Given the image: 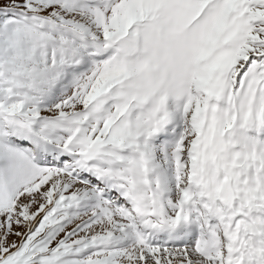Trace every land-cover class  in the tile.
I'll use <instances>...</instances> for the list:
<instances>
[{
    "label": "rangeland",
    "instance_id": "rangeland-1",
    "mask_svg": "<svg viewBox=\"0 0 264 264\" xmlns=\"http://www.w3.org/2000/svg\"><path fill=\"white\" fill-rule=\"evenodd\" d=\"M142 2L0 0V264L143 258L142 247L124 246L131 252L105 263L92 252L100 244H80L90 234L75 227L98 209L83 195L107 205L93 235H109L116 221L138 230L149 256L192 252L175 264H264V0H171L165 34L151 39L136 14ZM143 50L141 68H129ZM140 69H149L141 77L150 95L181 107L147 139L141 186L129 167L135 155L102 147L121 143L118 130L84 140L68 122ZM152 153L164 166L156 179ZM152 180L172 184L180 201L162 221L153 219Z\"/></svg>",
    "mask_w": 264,
    "mask_h": 264
},
{
    "label": "bare ground",
    "instance_id": "bare-ground-1",
    "mask_svg": "<svg viewBox=\"0 0 264 264\" xmlns=\"http://www.w3.org/2000/svg\"><path fill=\"white\" fill-rule=\"evenodd\" d=\"M184 1L186 4L188 1H192V0H184ZM257 4H258V1H256L253 5H257ZM139 7L140 8L136 14L141 18H144L146 16L145 22L149 26L147 27L148 36H149V38L147 39H151L155 37L158 38L164 35L166 32L165 22L169 16V9L171 8V0H143L142 6H139ZM182 10L187 11L186 8H182ZM156 23H159L160 29H155ZM140 43L142 44V42ZM146 58H147V55L145 51L143 50L142 52H140V54L138 53L136 61L132 63L131 66H128V65L127 66L129 68H141V63ZM165 58L166 56L163 54L162 59H165ZM124 63L126 64V62ZM169 63L167 62L166 64H169ZM76 65H78V63ZM168 67L163 69V71L161 72V75H164V71H166ZM148 71L149 69H146L145 71L141 72V69H140V72L135 73L131 80L122 81L114 86H111V88H109L106 92L101 93V94L99 93L94 98H92L90 101H88V104L86 105L84 109L80 110L76 115L73 116V120H68V122L71 124L72 129H74L75 131H77L78 129H81V131L77 132L74 135V137L78 136L79 139H84V140L87 139V136L90 133L100 135L102 134L101 132L102 129L104 130L105 128H107V131H108L106 139H110L113 131L118 130V133L116 134L117 136L115 137L113 141L114 142L121 141V143H119L117 147L109 146L110 144H103L102 147L104 149H109L112 152L113 151L114 152H125L129 159L135 155V159L129 163V167H131V169H134L133 174L135 175V179L140 182V186L145 181V166L143 165V163H140L141 161L140 157H142L144 153L145 147L147 145L146 144L147 139L153 136L152 131L158 128L160 125H162L172 113H175V114L181 113V107L175 105L174 103L166 104L159 97H155L149 94L152 88V85H151L152 82L150 81L143 82L142 77H141L142 75H148ZM105 76L110 77L111 75L107 73ZM82 77L83 78L89 77L88 72H86L85 75H83ZM112 78H114V80H118V79H121V76L118 75L117 77H111L110 79ZM80 80L81 78L78 77L77 81L79 82ZM172 80L175 82L178 80V78L172 79ZM178 86L179 84H176L174 86V89L176 90ZM82 90L83 88H80V90L76 91L75 93H73L71 90V93H72L71 99H74V98L78 99L80 97ZM115 114H117V116H115ZM44 118L45 120H48L46 116ZM104 120H106L105 122L107 123L110 122V123L106 126V124H103L105 123L103 122ZM152 120L154 121V127L151 126ZM94 142L95 141H93V143ZM150 145L151 143L149 144V146ZM138 150H140L139 155H137ZM157 158L158 156L156 153L153 155H150L149 157V160L151 162V168H152V165L155 167L154 169H152L153 172L155 173V177L153 179H156V175H158L159 172H162L164 170V166L161 165V163H156V166H155L154 163ZM174 171L175 170H173L172 173H174ZM143 179L144 181H142ZM153 181L154 180H152L150 183L152 185V189L156 192V195L150 196V198H153L154 200L151 206H152L153 211L155 212L156 217L155 218L152 217V218L155 220L162 221L167 216H170L173 210H175L177 207L180 206V203H179L180 201H178L176 197L173 196L174 188L172 184L163 183L162 186H157V185L152 184ZM141 193L142 192L140 191V187H139V193L137 192L138 196L139 195L141 196ZM85 196L86 195H83L81 197V198L84 197L83 202L85 203L89 202L90 204L88 203V206L86 205L84 206L88 208L89 205L92 204L93 206H97L98 209L96 212H94L91 215V217L84 219L81 222L80 226L77 225L75 227L76 228L75 234L77 233L81 234V230L88 229V232L86 233V235L90 234V237L88 238L86 237V240L80 244H84V245L90 244L92 246L100 244L99 247L101 248V251H96L94 249L92 252L99 253L100 255L106 254V259L104 260L105 263L113 262L117 258V256H123L124 253L131 252V250L128 252H123L121 249H123L124 246L125 247L128 246L131 248H135L137 246L142 247L143 249L142 257L143 258L140 259L138 255L136 254L126 257L125 259H122L120 257L121 259L120 258L118 259L119 260V262H117L118 264H153L154 258H156L157 262L159 261V264H166V263L175 264V263H178L177 260H179L181 257L188 259V261H191L193 259L192 252L189 249H186V250L183 249L184 251H181L178 249L176 250L170 249L168 251L166 250L164 251L161 249H155L153 250L154 252H151V255L149 256L148 254L149 249L145 247V245L143 244L144 241L142 237L138 234V230H136L132 226L122 229L120 227L121 223L120 222L117 223L116 221L114 222L113 228L112 229L110 228V230H108L109 233L107 234L109 235H105L104 237L93 235L92 234L94 233L93 230L96 228V224L99 222L98 218L101 217V213H98V210L104 209L107 205H106V202H102L99 200L91 199L89 201V198ZM162 198L165 199L164 204H162L164 205L163 209H161L158 206V204L155 202L158 199H162ZM142 207L143 208H141V210L143 212L145 211V208H147V206L144 205ZM113 212L115 215H117L118 213V212L116 213V211H113ZM118 215L120 216V213H118ZM141 219L144 220L145 215H143ZM68 220L70 221V219ZM104 223L106 222H101L102 225ZM31 226L32 224L29 223L28 228H31ZM122 232L126 234V237H123V238L120 237ZM118 237L120 238L119 242H117ZM152 243H156V242H152ZM90 245L86 247L87 249L84 250V254L85 252L88 253L89 251L92 250L90 249ZM70 251H73V250L71 249ZM164 255L166 256L168 255L170 259L168 262L165 259L164 260L162 259ZM76 263L78 262L77 261L72 262V264H76ZM78 264H89V262L87 259L83 258V261H81ZM198 264H203V263L199 262Z\"/></svg>",
    "mask_w": 264,
    "mask_h": 264
}]
</instances>
